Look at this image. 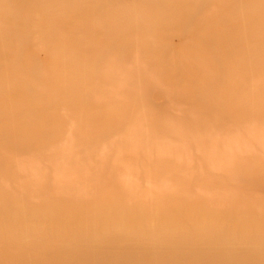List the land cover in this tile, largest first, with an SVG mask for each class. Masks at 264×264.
Here are the masks:
<instances>
[{
    "label": "rangeland",
    "instance_id": "rangeland-1",
    "mask_svg": "<svg viewBox=\"0 0 264 264\" xmlns=\"http://www.w3.org/2000/svg\"><path fill=\"white\" fill-rule=\"evenodd\" d=\"M183 56L189 60L178 63ZM183 70L192 72L189 81ZM38 128L33 143L11 142ZM261 168L264 0H0V192L26 204L7 203L1 232L39 243L37 232H46L33 225L79 219L75 211L69 220L54 216L65 187L82 183L92 192L95 180L105 187L99 196L127 195V186L150 199L156 212L134 213L132 224L146 216L185 223L173 217L201 211L179 202L209 203L226 229L244 225L248 238L235 242L260 237L252 244L261 247H243L264 254V211L262 223L250 212L227 214L239 203L264 209V181L252 177ZM19 181L41 189L28 198ZM110 216L95 224L113 226Z\"/></svg>",
    "mask_w": 264,
    "mask_h": 264
},
{
    "label": "bare ground",
    "instance_id": "bare-ground-1",
    "mask_svg": "<svg viewBox=\"0 0 264 264\" xmlns=\"http://www.w3.org/2000/svg\"><path fill=\"white\" fill-rule=\"evenodd\" d=\"M234 37V40L230 41L229 46L235 45L237 40H239L237 36ZM188 60V56H183L177 62L182 63L187 62ZM181 74L183 76L180 75V77L188 81L192 77V72L189 70H183ZM207 87L208 86L206 85L205 89ZM223 92L225 94V90ZM226 96L230 99L228 93H226L224 95V100H227ZM226 102L227 101H225V104ZM238 109L241 110L243 108L239 107ZM85 119L86 118H84V120ZM46 121L49 122L50 119L46 117ZM17 125L18 122H14L11 128L13 127L12 129L14 130L15 126ZM41 134L42 130L40 128L30 130L23 135L15 133V135L11 139V142L15 143L17 139H25L27 143L31 144L33 143V140H38L35 138H40ZM163 168L169 169L168 167ZM253 174L254 175L252 177H255V180L264 181V168L256 170ZM10 176L12 175L10 174ZM20 182L21 181L17 183ZM99 183V181L92 180V185L95 190L92 192L85 189V186L82 183L80 187L70 185H67V187L63 186L66 189L64 190V195L66 196H63L64 203L60 199L56 200L57 202L54 203V207L58 209L54 211V216L56 219L64 218L66 216H69L71 211H75L79 219L70 217L64 218L67 220H69V218L75 219V223H72L71 221L66 222L64 220L50 221V219H47L48 221H45L43 224L33 225L38 230L42 229L46 232H37V235L39 237H37L36 239L39 240V243H36L34 245H25L23 243V240L25 239L20 238L21 235H14L10 232L0 231V264H264V254L246 252V249L243 247V245L245 244H250V246L254 247H261L262 245H259L260 243L258 242L260 241V237H257L255 241H252V243H259L258 245L252 244L251 242L245 240V244L239 240L235 242V239L237 238L236 236L247 239L248 231H246V228L243 224H236L237 222H234V218V221H229L236 224H234L233 227L231 226L234 229H226V227L230 228V226H225V224L220 222L222 219H220V217L218 216V214L221 215L223 213L219 210L213 212L209 211L206 208L209 203H205L204 205H197L196 203L194 206H191L192 204L179 202V204L181 205L180 207L184 208L188 212H190L189 210L192 209H198L201 212H199L200 214L195 213V215H197L194 216V218L189 214H185L184 216L183 214L175 216L173 218L178 217L181 218L180 220H185V223H175L172 222V220H168L171 218L165 219V217L161 218L155 216L156 213L155 215L153 214L155 218L146 216L149 212H152V203L149 205L150 199L144 198L143 195H139L138 192H135L133 189L127 187L126 185V188L129 190V193L127 195L120 194L118 190H114L110 192L108 191L104 196H99L100 194L98 193V190H101L99 188H105L99 185ZM128 183L129 182H127L126 184ZM21 184L22 183H20V185ZM58 185L60 188H62V183ZM21 186L25 187V189L27 190L23 191L24 193H27L28 198L32 196V189L36 187L41 189L40 186H35V184L32 186ZM260 187H264V183L260 184ZM69 193L72 194L69 195ZM7 194L8 193L6 190L4 192H0V221L3 220L2 216L4 215V213H9L8 209L10 204L7 203L11 202V204L26 205L24 204V201L15 200V198L13 199L12 197L8 202L7 196L10 195ZM187 194L189 195L190 193ZM97 195L99 196V198ZM66 197L67 199H65ZM168 199V196H164V200L168 201ZM56 204H59L60 206H56ZM99 205H101V207ZM153 205L154 207L157 206L154 203ZM210 205H212V207H216L213 203H210ZM239 205L240 206L238 208H229L231 210H227V214L230 213V215L234 216L240 215V217L242 218L243 214L247 216L250 212L251 215L254 216V218L259 216L261 220L260 223L263 222L262 217L264 213L262 214V212L264 211V209L260 208V211L258 209L254 211L252 206L248 204L246 206L243 204L244 208L241 209V203H239ZM168 206H170V204ZM162 207H159V209ZM63 208H67L68 210H65ZM18 210H20V213L23 214V210L20 206H16L15 212ZM137 212H141V214H145L144 212H148L145 215L148 218H143L145 224H132L133 221L136 222L138 220V216L136 214V220L126 221L129 216L130 218L131 215H133L134 217V213ZM153 212L156 211L154 210ZM107 213L108 215L111 214L109 221L113 222V226L111 225V222L110 224L103 223L99 226L95 224V222L97 223V221L98 223H100L99 219H101V217H103ZM114 219H117V221H114ZM101 220H103V218ZM155 222H157V224H154ZM63 225H65L66 227L64 226L65 228H63ZM1 226L9 227V225L0 224V230ZM86 226L88 227L87 229H85ZM103 227L105 229H102ZM262 228L263 227L261 226V229ZM140 230L143 231L137 233ZM71 233L77 235L72 236ZM51 237L55 238V240L51 241L53 240ZM262 239L264 240V238ZM78 245H80L81 247L78 248ZM2 246L10 247L6 248ZM102 246L117 250L121 248L124 251L126 248H133V250L132 252L130 250H127L125 252H117V250H115L114 252L113 250L109 253L99 251L96 252V250H93L95 253L91 252V249L99 248ZM14 247H18L17 249L20 248V250L15 251L16 248ZM10 248H12V250H10ZM44 248H48L50 251V253L46 254L48 257L46 259L42 256V253H44ZM211 248H216L218 250L217 252L209 251L211 250ZM219 250H221V252H219ZM225 251H227L228 253H224ZM41 257H43V259L45 260L41 259Z\"/></svg>",
    "mask_w": 264,
    "mask_h": 264
}]
</instances>
